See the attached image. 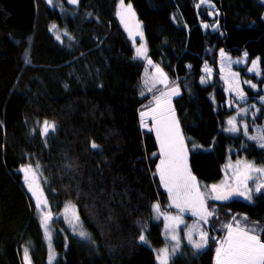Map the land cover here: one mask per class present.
Here are the masks:
<instances>
[{"label": "trees", "instance_id": "16d2710c", "mask_svg": "<svg viewBox=\"0 0 264 264\" xmlns=\"http://www.w3.org/2000/svg\"><path fill=\"white\" fill-rule=\"evenodd\" d=\"M212 1L219 15L198 0H123L144 26L148 59L179 87L173 105L189 167L209 185L222 180L230 148L264 165V148L245 134L223 131L234 109L228 110L219 69L221 50L259 57L264 85V0ZM64 3L74 14L46 0H0V264H25V249L33 264H159L166 244L154 205L166 208L168 196L155 175L157 138L141 122L147 63L117 16L121 0H78L76 11ZM53 24L67 31L62 39ZM215 24L220 30L204 28ZM205 67L212 70L210 81L203 79ZM35 120L56 129L43 137L33 130ZM256 124L263 125L264 116ZM30 159L49 178L45 191L54 214L72 203L88 233L85 240L56 232L54 262L18 173ZM219 206L264 226V192L251 203L234 199ZM210 229L206 249L183 242L169 264H216ZM218 230L217 242L224 239Z\"/></svg>", "mask_w": 264, "mask_h": 264}, {"label": "rangeland", "instance_id": "374dc122", "mask_svg": "<svg viewBox=\"0 0 264 264\" xmlns=\"http://www.w3.org/2000/svg\"><path fill=\"white\" fill-rule=\"evenodd\" d=\"M47 2L51 8L56 9L61 13L63 12V13H68V14H74L73 12H69L65 8L64 0H47ZM69 4L75 8V11L77 10L76 4H72V3H69ZM198 6H204V7L209 8L213 16L219 15L217 6L212 0H209L208 3H201V0H198ZM117 16L120 22L122 23L123 27L127 31V33L130 35V37L134 41L135 50L139 48L145 51V57L143 59H145L147 63V68L144 74L142 92L144 96H147V103L142 112H149V115L143 118L141 117V122L143 120L142 126L145 130L150 131L149 129H152L150 132L156 136V131H155L156 124L152 118L153 114L150 111L152 108L156 107L154 97L159 96L161 92L168 93V98L170 99V107L174 112V119L178 121L175 110H174L173 100L179 94V87L176 84V82L172 80L163 71L162 72L166 75L167 80H166V83H160V80L163 79V77L161 76L160 72L156 71V67L158 66H155L153 63L149 64L148 56L146 57L147 52H148V44L144 36V26L142 23L138 21L135 15H132V12L128 11V5H125L123 3V8L119 6L117 10ZM53 25H55L56 27L53 28ZM53 25H51V31L56 35V37H59V39H62L63 34L67 33V31L61 30L56 24H53ZM208 26L209 27L207 28L204 27V28L207 30L209 29L211 31L220 30L219 24H215L214 26H210V25ZM139 33H142V35H140ZM221 51L225 53V56L220 55L219 69L222 75V80L226 86L227 93L229 96L228 101H227V104H228L227 107H228V110L230 111L234 109V112L224 122L223 131L230 135H239L242 133L241 135L244 136L243 134H245L249 141L255 142L257 146L260 148H264L260 146L261 143H264V141H261L260 139V136L262 135V133H264V124L263 125L256 124L257 118L260 116H264V85L260 83V80H259L261 79V76H262L260 58L257 57L253 60H250L248 57V54L245 57L244 55L245 53H243L241 57L235 58L229 55V53L226 52L225 50H221ZM237 61H240V62L237 63ZM253 61H258L257 67L255 70H250L252 69ZM204 71H205V76H203V79H205V81L206 79L210 81L212 79V70L209 67H205ZM244 71H246L248 75L257 77V79L244 75L243 74ZM252 85H255V87H252ZM172 89H177L178 94L176 92H173ZM238 92L243 94L244 99L240 98V95L238 94ZM243 110H247L246 114ZM169 116L171 117L172 113H169ZM233 119L235 121L236 127L238 128V131H235V132L228 130L229 128L232 127V125H230L228 121L233 120ZM45 121L46 120L44 121L35 120L34 127H33V130L38 131L43 137H47L49 134L53 132L51 128H49L48 134L47 135L44 134V122ZM47 122L49 123V125H52V124L55 125V123L51 121H47ZM178 125H179V122H178ZM245 125H247L246 131H245ZM249 128H250V131L252 130L253 133L249 132ZM55 129H56V125H55ZM179 131L183 138L184 147L187 150V165L190 170V167H189L190 151L188 149L186 139L182 133L180 125H179ZM253 137H255V139H253ZM157 142H158L159 151L157 152L156 155L159 158V162H160V159L162 157H161V152H160V142L158 139H157ZM238 161H242L244 163H250L255 168H264L263 164L258 163L254 159H249L245 155H240L237 150L230 148L227 161L223 166V178L221 181L216 183V185H219L222 182L227 181L228 184L235 186L236 181L234 179L233 173L236 170L235 166L237 165ZM28 165L32 166L34 170V174L31 172L28 173V180L26 181L25 173L20 171V169ZM229 165H232V167H229ZM240 167L241 169H243V165H240ZM20 169L18 170V173L21 174L23 184L25 188L28 190L31 198L34 201L36 215L39 218V220L40 221L42 220V213L44 212L50 211L51 216L53 217V222L49 223L47 231L45 227L43 226V224L42 226H43V229L46 235L47 242L49 243L48 249L50 250V261L54 262L55 258L57 257L56 255L57 253L53 245V240H54L56 232H59L62 230L65 232L66 230H68L71 235L72 234L77 235L79 234L81 230H83L86 233H87V230L81 220L78 209L72 203H67L64 206L60 214H57V215L54 214L51 208V205L48 201L46 191H45V188L49 183V178L40 164L33 162L30 159ZM155 175H157V179L160 181V177L157 171ZM250 175L252 177H259L258 179L248 180L247 182L248 187L252 189L251 199L248 200L242 196L236 195L234 196L233 200L241 199V200L251 203L253 202V199L257 194L264 192V188H262L260 192L255 191L256 185L261 182H264V174H258L255 171H252ZM196 181L200 187V190L206 193L205 201H206L207 206L210 209L214 210V213H215L213 216L208 218L207 223L200 220L199 216L192 215V211L190 209L186 208L183 212H181L179 209L175 208L174 206H170L172 204V200L169 196L168 191L164 187L163 183L160 181L162 190L168 196V203H167L166 208L162 207L159 204L160 213H157L155 210V219L161 220L164 223V237H165L166 245L162 249L168 248V259H169L168 264L170 260L172 259V257H174L180 251L183 242H186L189 245L193 246V244H190L187 239V232L189 229L193 230V240L195 241L200 240L199 230L206 231L208 233V239H207V244H208V242L212 240L211 235L208 231V228L211 227L210 232H212L213 239L216 238V243L218 247L220 246L219 242L223 239H218V242H217V238L219 236L216 235V233L217 231H219L218 229H222V231L224 232V238H225L227 234L226 225L228 224H232L234 229L235 228H247V229L255 228L260 236L264 229V226L249 220L246 216L232 214L226 211L224 208L220 207L219 206L220 204L216 200L208 198V195H207L208 189L205 186H211L213 184L211 185L205 184L203 182H200L197 178H196ZM29 184H31L32 190H29ZM241 190H243V186H241ZM33 193H35V195ZM38 201L40 203V207H37ZM66 209H67V212L65 211ZM74 212L78 214L79 216V224L76 227H74V225L77 223L73 219ZM224 212L226 213L224 214ZM165 216H180L184 221V223L179 224L178 227L176 228V235L179 238L178 245L175 240L171 239L172 232L170 230V227H168L173 222L166 220ZM219 217H222L220 223L218 224L216 223L215 225H213L214 223L213 221H215ZM65 236L67 235L65 234ZM81 238L86 240L88 238V233L86 237H81ZM207 244L205 247L200 248L198 250L202 251L206 249ZM159 253L160 252H158V254ZM23 259H24L25 264H33L32 259L29 255V252H27V259H25V250H23ZM158 263L160 264L159 260H158Z\"/></svg>", "mask_w": 264, "mask_h": 264}, {"label": "snow or ice", "instance_id": "6c2138e0", "mask_svg": "<svg viewBox=\"0 0 264 264\" xmlns=\"http://www.w3.org/2000/svg\"><path fill=\"white\" fill-rule=\"evenodd\" d=\"M69 3L76 4L78 0H68ZM209 0H201V3H208ZM211 6V5H209ZM121 7L123 8V0H121ZM128 11L131 12V6H128ZM134 15V13H132ZM56 26L53 25V28ZM205 28L209 27L204 25ZM142 35V33H139ZM59 39V37H57ZM136 55L139 58L145 57V51L141 49L136 50ZM221 56H225V53L221 51ZM245 57L247 53L244 54ZM230 59V58H229ZM240 61H237L239 63ZM152 63L151 60L148 61ZM258 61L252 62V69L255 70ZM156 71L161 73L163 79L160 83H166L167 77L159 67H156ZM247 82V81H246ZM255 87V85H252ZM173 92L178 94L177 89H172ZM143 94V93H142ZM240 98L244 99L242 93H239ZM156 107L152 108V118L156 124V136L160 142L161 159L157 166V172L160 177V181L169 193L172 200L170 206H174L183 212L186 208L192 211V215L199 216L200 220L207 223L209 217L213 216L214 210L210 209L205 201L206 193L200 190V187L196 181V177L192 175L187 165V150L183 144V138L179 131L178 121L174 119V112L170 107V99L168 93L161 92L159 96L154 97ZM246 114L247 110H243ZM172 113V116H169ZM149 112H142L141 117L148 116ZM143 122V120H142ZM228 123L232 125L229 131H238L235 121L229 120ZM147 126V125H145ZM49 128L54 132L55 125H49L47 121L44 122V134L47 135ZM247 125H245V131ZM150 131L152 129H149ZM255 139V137H253ZM261 141H264V133L260 136ZM261 147H264V143H261ZM92 148H98V145L94 142L91 144ZM240 165H243L241 169ZM232 167V165H229ZM236 170L233 173L236 181L235 186L228 184L227 181L222 182L219 185L213 184L211 186H205L208 189V198L214 200H229L234 195L242 196L245 199H251L252 189L248 187V180L258 179L259 177H252L250 173L255 171L258 174H264V168H255L250 163H244L238 161L235 166ZM20 171L25 173V180H28V173H33L34 170L31 165H28ZM243 186V190H241ZM264 188V182L256 185L255 191L260 192ZM29 190H32L31 184H29ZM35 195V193H33ZM37 207H40L39 201ZM74 207V206H73ZM157 213H160L159 204L154 205ZM67 212V209L65 210ZM52 219L51 212L42 213V224L46 231L48 225ZM73 219L77 222L74 227L79 224V216L75 212L73 213ZM165 219L171 221L170 230L172 232L171 239L179 244V238L176 235V228L179 224L184 223L180 216H165ZM227 234L223 240L219 242L220 246L216 249V264H264V240L256 231L255 228H233L232 224L226 225ZM81 237H86L87 233L81 230L79 232ZM200 240H193V230L189 229L187 232V239L190 244L197 249L203 248L207 244L208 233L203 230H199ZM140 240L144 244H148V240L145 236L141 235ZM25 259H27V249H25ZM160 264H168V248L160 250L157 256Z\"/></svg>", "mask_w": 264, "mask_h": 264}, {"label": "water", "instance_id": "95a60500", "mask_svg": "<svg viewBox=\"0 0 264 264\" xmlns=\"http://www.w3.org/2000/svg\"><path fill=\"white\" fill-rule=\"evenodd\" d=\"M234 196H236V195H234ZM234 196L231 197L229 200H226V201H222V200H216V201H217L218 203H220V204L228 203V202H231V201L233 200ZM52 222H53V217H52V219L50 220L49 223H52Z\"/></svg>", "mask_w": 264, "mask_h": 264}, {"label": "crops", "instance_id": "0c3cea01", "mask_svg": "<svg viewBox=\"0 0 264 264\" xmlns=\"http://www.w3.org/2000/svg\"><path fill=\"white\" fill-rule=\"evenodd\" d=\"M148 56V52H147V55H146V57ZM145 60V59H144Z\"/></svg>", "mask_w": 264, "mask_h": 264}, {"label": "bare ground", "instance_id": "6f19581e", "mask_svg": "<svg viewBox=\"0 0 264 264\" xmlns=\"http://www.w3.org/2000/svg\"><path fill=\"white\" fill-rule=\"evenodd\" d=\"M47 1V0H46ZM48 3V2H47Z\"/></svg>", "mask_w": 264, "mask_h": 264}]
</instances>
